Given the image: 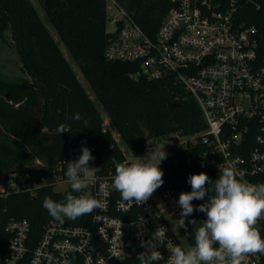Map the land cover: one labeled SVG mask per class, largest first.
<instances>
[{"label":"built area","instance_id":"built-area-1","mask_svg":"<svg viewBox=\"0 0 264 264\" xmlns=\"http://www.w3.org/2000/svg\"><path fill=\"white\" fill-rule=\"evenodd\" d=\"M168 1L158 31L150 38L122 6L106 0L105 8L116 6L121 13L109 17L116 28L107 39L104 57L136 63L134 77L155 79L170 73L196 100L205 130L196 136L179 134L167 156L201 142L207 150L200 164L213 166L216 179L222 169L231 168L238 179L264 183V53L257 49L255 28L235 20L243 4L258 7V0ZM101 130L113 134L104 117ZM73 159L71 154L57 160L50 174L36 159L31 168L10 172L0 193L64 185L63 190H55L68 194L72 190L65 173L67 161ZM126 162L124 156L102 174L90 162L93 168L84 177L87 187L72 194L90 195L102 202L103 207L91 214L75 220L65 218L63 223L49 218L36 239L27 219L9 220L3 264H141L138 254L145 251L141 240L151 242L161 253V259L153 264H168L169 240L185 249L192 246L188 238L193 229L188 224L191 216L185 218L187 229L178 226L179 195L190 191L166 187L156 190L145 204L122 201L111 184L117 165ZM205 219L206 214L198 211V223ZM161 226L166 229L165 238L158 237ZM257 227L264 238V219ZM128 239L130 251L125 249ZM243 264H264V254L248 255Z\"/></svg>","mask_w":264,"mask_h":264},{"label":"trees","instance_id":"trees-1","mask_svg":"<svg viewBox=\"0 0 264 264\" xmlns=\"http://www.w3.org/2000/svg\"><path fill=\"white\" fill-rule=\"evenodd\" d=\"M105 2L42 0L49 23L102 103L103 115L91 103V97L31 2L0 0V39L9 30L19 55L20 70L26 76L20 81L0 76V187L10 172L27 170L35 165L36 159L46 165L50 174L57 160L71 154L75 155L73 160L78 159L82 146L91 150L96 172L105 173L114 161L124 159L114 134L133 155L140 156L152 151L169 133L196 136L205 130L196 100L172 74L165 73L155 79L134 77L136 63L104 57ZM115 2L150 38H154L170 6L168 0ZM258 3V7L253 3L243 4L235 20L255 28L257 49L264 53V0ZM76 113L81 114L82 120L73 118ZM104 116L114 134L101 130ZM84 120L88 121V128H84ZM60 124L68 125L71 132L59 135L56 129ZM206 150L207 146L201 142L173 150L160 164L164 184L159 189L184 187L191 191L188 177L200 172L215 181V168L200 164ZM213 187L208 185V196L214 195ZM66 195L51 185L34 191L0 193V264L4 262L10 238V233L5 231L7 222L27 219L36 239L42 225L52 218L42 206L44 198L61 202ZM192 203L198 206L204 201ZM191 218L197 220L198 211ZM188 238L193 245L192 230Z\"/></svg>","mask_w":264,"mask_h":264},{"label":"clouds","instance_id":"clouds-1","mask_svg":"<svg viewBox=\"0 0 264 264\" xmlns=\"http://www.w3.org/2000/svg\"><path fill=\"white\" fill-rule=\"evenodd\" d=\"M73 118L82 120L80 113ZM83 123L84 128H88V121ZM56 131L60 135L71 132V128L60 124ZM163 149L147 160L137 157L135 162L117 165L111 188L119 192L122 201L145 204L164 184L160 164L167 158V153ZM94 159L91 150L82 146L78 159L67 161L65 175L72 191L61 202L48 196L44 198L43 208L56 221L75 220L103 207L102 202L93 196L72 194L81 193L87 187L84 177L92 170L90 162ZM188 183L191 191L181 192L178 198L181 208L178 226L187 229L185 218L195 211L205 213L206 219L198 227L197 220L188 221L194 232L192 246L185 249L169 240L171 255L168 264H243L248 255L264 254V238L257 227L264 219V183L253 184L238 179L231 168L222 169L215 181L205 172L191 174ZM209 184L214 185V195L211 196H208ZM193 200L204 203L194 206ZM157 233L159 238H165V227H159ZM141 247L145 249L138 254L141 264H153L161 259V253L151 242L141 240Z\"/></svg>","mask_w":264,"mask_h":264},{"label":"rangeland","instance_id":"rangeland-1","mask_svg":"<svg viewBox=\"0 0 264 264\" xmlns=\"http://www.w3.org/2000/svg\"><path fill=\"white\" fill-rule=\"evenodd\" d=\"M36 10V13L38 16L42 19L43 23L46 24L50 32L52 33L54 39L57 41L59 44V48L63 52L64 56L67 58L69 64L73 68V70L76 73V77L79 80V82L82 84L86 92L88 93L90 98L91 103L93 106L96 108L98 112L104 115V109L102 107V103L100 100L97 98L95 92L93 89L89 86L87 80L83 77L82 73L80 72L79 68L77 67V64L73 62L71 59L70 55L68 54L64 44L59 40L55 30L53 29L52 25L49 23L47 16L44 13L43 9V3L42 0H29ZM109 1V0H108ZM120 12V9L116 6L111 7L110 9L105 8V32L106 33H111L115 30L116 25L109 20V17L112 15H118ZM0 76L3 77L6 80H15V81H20L25 79V74L21 72L20 70V59L19 55L17 52V49L14 45V41L11 38L9 30L5 32L4 37L0 39ZM108 120L106 116H104ZM109 121V120H108ZM33 122L37 124V119L34 118ZM114 134V133H113ZM115 139L117 142L120 141L119 137L114 134ZM178 134L176 133H169L166 135L165 139L161 142L156 143L152 147V151L148 152L145 155H140V156H135L131 153V151L123 144L120 143L124 156L128 160L129 163L135 162L137 157L143 160H147L153 153L163 150L169 154L170 153V146L176 141ZM65 188L64 185H58L56 186V190H63Z\"/></svg>","mask_w":264,"mask_h":264},{"label":"water","instance_id":"water-1","mask_svg":"<svg viewBox=\"0 0 264 264\" xmlns=\"http://www.w3.org/2000/svg\"><path fill=\"white\" fill-rule=\"evenodd\" d=\"M111 33H105V38L106 39H110L111 38ZM166 102H167V100H166ZM126 251H130V244H129V239L127 240V243H126Z\"/></svg>","mask_w":264,"mask_h":264}]
</instances>
